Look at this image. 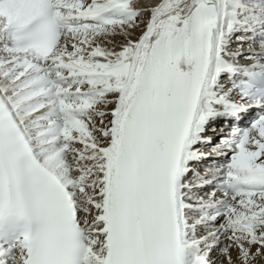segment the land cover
Masks as SVG:
<instances>
[{
	"label": "snow or ice",
	"instance_id": "6c2138e0",
	"mask_svg": "<svg viewBox=\"0 0 264 264\" xmlns=\"http://www.w3.org/2000/svg\"><path fill=\"white\" fill-rule=\"evenodd\" d=\"M0 264H264V0H0Z\"/></svg>",
	"mask_w": 264,
	"mask_h": 264
},
{
	"label": "rangeland",
	"instance_id": "374dc122",
	"mask_svg": "<svg viewBox=\"0 0 264 264\" xmlns=\"http://www.w3.org/2000/svg\"><path fill=\"white\" fill-rule=\"evenodd\" d=\"M214 139H216V137Z\"/></svg>",
	"mask_w": 264,
	"mask_h": 264
}]
</instances>
